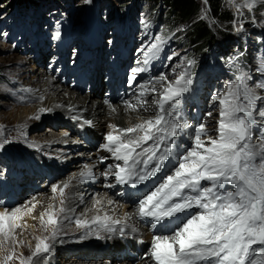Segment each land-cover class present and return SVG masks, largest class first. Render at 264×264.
I'll return each instance as SVG.
<instances>
[{
    "label": "snow or ice",
    "instance_id": "6c2138e0",
    "mask_svg": "<svg viewBox=\"0 0 264 264\" xmlns=\"http://www.w3.org/2000/svg\"><path fill=\"white\" fill-rule=\"evenodd\" d=\"M227 2L236 9L238 16L243 14L241 9L252 11L256 4V0ZM84 3L91 4L92 0H84ZM242 29L243 24H240L236 31ZM60 37L61 32L57 30L52 39L59 40ZM166 42L167 38L158 34L151 43L138 50L143 59L137 61L140 66L130 70V85L139 73L149 70L151 61L160 57ZM175 55H169L168 60ZM194 64V60H182L172 69L175 79L161 73L147 84L137 86V104L143 107L147 104L145 95L154 94L157 97L154 100L156 113L152 118L127 128L118 129L115 125H109L111 131L104 136V143L100 147L110 153L116 163L109 165L100 175L105 181L114 178V183L105 184L106 188L119 185L138 190L139 186L157 177L171 160H178L161 182L137 200L136 216L142 221H149L152 229L169 233L152 237L147 255L155 264H264V134L257 143L252 142L253 129L257 125L253 114L257 102L264 101V97L247 86L246 79L250 77L240 71L223 93L211 96L212 105L215 107L218 104L216 135H210L207 124L201 122L195 126L191 146L185 148L182 154H176L181 147L178 140L190 127L182 119L180 105L185 94L191 90V68ZM258 70L264 71V63ZM257 86L264 88V84ZM126 103L128 108L136 110V105ZM50 111L40 109V113ZM205 115L212 117L213 112ZM258 116L264 119V110H259ZM34 118L40 117L37 115ZM84 123L91 125L92 122ZM17 138L25 139L24 133L21 132ZM8 143L9 139H0V148ZM28 146L36 147L33 144ZM105 159L107 157H102L100 162L103 163ZM79 177L81 182L97 178L92 166L87 164ZM203 182H208V186H204ZM51 187L52 192L58 193L62 199L61 207L56 209L49 205L40 214L41 226L49 231V235L37 238L31 256L18 257L13 248L0 264H9L14 259H19V264H34L33 258H46V254L50 253L49 241L56 239L61 223L60 214L66 212L63 197L69 182ZM35 201L33 197L32 201L11 211H0V247L10 239L13 245L18 243L13 239L14 231L25 226L21 221L24 216L33 213ZM101 203V199H94L93 207ZM107 203L111 205L113 201L108 200ZM191 209L198 211L191 214ZM182 214H185L184 218L180 219ZM174 220H179V223L171 227ZM75 224L78 228H87L90 224L98 226L99 230H91L87 234L91 235L94 231L100 239V230L115 233L117 229L113 225L122 224V221L113 220L105 214L97 215L91 221L77 218ZM137 231V228H131L132 233ZM118 232L121 236L127 234L123 226Z\"/></svg>",
    "mask_w": 264,
    "mask_h": 264
},
{
    "label": "rangeland",
    "instance_id": "374dc122",
    "mask_svg": "<svg viewBox=\"0 0 264 264\" xmlns=\"http://www.w3.org/2000/svg\"><path fill=\"white\" fill-rule=\"evenodd\" d=\"M197 1L204 7L199 12V17L200 19L201 16L205 17L201 20L212 31L214 37L212 46L207 47L203 51L187 44L178 30L165 31L161 27L162 17H160L163 8L157 7L155 14H147V9L142 8L141 0H126L123 5H120L118 0H92L91 4H85L84 0H0V132H2L0 139L10 140V143L0 148V194H5L3 197H0V200H3L7 195H11V198H13L11 206L0 207V211H4L5 209L11 211L19 205H25V202H30L35 196L36 199L39 198L32 215L28 216L29 225L25 224V218L21 221L23 225L32 228L24 226L15 229L13 239L18 243L13 245L12 239H10L6 245L0 247V262L3 261L4 256L9 251H12L13 248L18 257L23 252L28 253L23 258L31 256L37 243V238L49 235V231L41 226L39 220L40 214L37 215V210L42 209L45 212L49 205H52L56 209L59 208L62 198L58 193L54 194L50 186L54 183L62 186V181H70L73 179L70 173L79 170V168H84V165L88 164L92 159L96 165L100 163L98 168H95V165L92 164L94 172L102 173L109 165L114 164L112 160L101 163L97 159L98 150L103 142L101 141L102 139L98 141L83 140L80 135L83 133V129L77 123L68 122L65 117L62 119L58 118L55 123L43 116L37 121L30 117L22 119L19 117L17 111L21 106L14 105L8 100V97L13 98L11 90L13 86L11 87V85L17 82L15 77L18 80H22V82L25 81L27 84H32L38 70L44 71V75L53 79L55 84L61 85L58 77H53L45 71V64H47L48 58L49 61L52 59V57H49V54L59 50L57 43L60 42L62 46L67 47L71 42L63 50L64 55L71 54L74 49L77 52L78 47L80 50V48L86 45L91 46L95 44V51L98 52L102 63L106 64L108 55L105 56L104 54L106 49L110 51L108 48L109 41H112L114 44L125 38L131 40L134 44L131 54L133 55L137 53L138 49H142L151 43L156 35H163L167 38V42L162 50L165 51V65L155 77L164 73L169 79H175V75L172 72L173 68L180 64L182 60L190 59L195 61V64L191 68L193 84L191 90L183 98L186 102L183 99L182 101L187 105V110L190 114H193L194 109H199L198 122L206 123L207 128L209 127L208 132L213 137L216 135L214 129L219 116L218 104L215 107L212 105L211 96L223 93L226 90L227 84L234 81L235 76L240 71H243L247 77H250V79H246L247 86L257 95L264 97V88L257 86L264 84V71L258 70L261 63H264V0H256L252 11L246 8L241 9L243 14L239 16L236 9L229 6L227 0H219L225 13L232 16L231 24L224 26H218V24L210 19L205 6V0ZM6 2H8V5L3 8L2 4ZM237 2H241V0H237ZM240 24H243V29L237 32L236 28ZM57 30L61 32V37L59 40H53L52 37ZM126 42L128 43V41ZM173 53H176V55L172 60H168V56ZM25 55L28 56V59L23 58ZM110 56H113V54ZM69 57L67 61L71 63L72 59ZM16 60L19 61L15 62ZM32 67L35 69L31 71ZM22 76L26 78L21 79ZM100 81H102V78H100ZM102 83L103 87H105V83ZM156 87L159 88V85H156ZM63 88L75 91L80 96L88 95V93H79L76 88H68L67 85L63 86ZM103 91L105 92L106 89H102L97 96H94V91H92L89 95L91 98L88 97L89 100L100 99ZM14 94L16 96L19 95L18 91ZM156 98L154 94L150 95V93L144 98L147 102L151 100L152 110L149 111L150 114L156 113V105L154 104ZM100 101L102 102V99ZM188 101L192 102L189 103ZM127 102L135 105L133 101L129 100ZM197 103L200 104L199 107ZM117 105L127 107V103ZM146 105L139 107V111H144ZM259 110H264V101L257 102V109L254 111V115L257 117H259ZM209 111L213 112L212 117L205 115ZM26 113L31 112L28 110ZM212 118L213 120L209 124L208 121ZM22 120H26V122L21 124ZM185 121L187 122L186 118ZM261 121L264 122L263 119ZM190 127L194 131V128ZM260 127L262 126L256 125L253 129L252 142L254 144L264 134V126ZM96 128L102 130V128L100 129L97 126ZM64 130L68 131V135L66 136L68 138L66 140L72 144L68 147H52L59 153L56 155L49 151V148L46 149L45 144L52 137L57 138L56 141L61 142L62 131ZM21 132L24 133L25 139L17 138ZM100 133L104 134L105 132ZM187 135L189 134H185L184 137L186 138ZM192 136L187 138L188 141L186 143L188 145H184L185 148L191 146ZM73 141H76V143H73ZM28 144L36 145V147H29ZM47 151H49L48 155L46 154ZM54 156H72L73 158H71L70 162L67 161L68 165L65 169V163H59V160ZM43 163H46V168L38 169L42 172L28 169L29 166L33 168L44 167ZM77 163L79 168L73 169L72 166H77ZM109 182L114 183V178L110 177ZM45 184H50V186H44ZM203 184L204 186H208V182H204ZM71 186L73 187L70 184L65 189V194L68 190L72 189ZM226 188H231V186H226ZM103 192L108 195H120L119 188L117 191L112 190V192H109L105 184H101L100 186L97 184L92 185L91 191H89L91 194L86 198L89 204L79 207L78 212H76L78 213V218L84 217L83 213H85L87 205L93 204L94 199H99ZM118 199L120 200V198ZM120 202L122 201L120 200ZM131 205L134 207V212L136 213L137 203ZM67 210L68 208H66V212ZM66 212L64 213L66 214ZM63 215L61 214L60 217H63ZM33 217H36V219H33ZM75 220L70 223L65 220L63 223V226H70L72 228L70 231H64L68 235L78 229L74 228ZM133 220L136 224L137 218ZM145 229L147 228L145 227ZM49 243L52 246L54 241L50 240ZM95 243L96 247L103 246L100 242H92V244ZM146 245L147 243H145L144 247ZM121 247L123 249L125 245L121 244ZM96 250L102 253H109V251H112V248L106 247L103 251L100 249ZM87 254L86 250L81 249L77 255H65L64 252L61 253L57 249L55 258L51 260V264H67L70 260L73 264L77 261V263L82 262V264L132 263L128 261L129 259L125 253H120L117 256L118 258L115 257L116 260L113 255H110L112 258L102 256L101 254H97L94 257H85ZM140 256H137V258L135 256L133 262L136 264L140 261H142V264L143 262H151L149 256L146 255L145 259L140 258ZM46 258L48 259L47 256ZM111 259L114 260L112 263L109 261ZM18 262L19 259H14L9 264H18Z\"/></svg>",
    "mask_w": 264,
    "mask_h": 264
},
{
    "label": "bare ground",
    "instance_id": "6f19581e",
    "mask_svg": "<svg viewBox=\"0 0 264 264\" xmlns=\"http://www.w3.org/2000/svg\"><path fill=\"white\" fill-rule=\"evenodd\" d=\"M23 58L28 59V56L25 55V57H23ZM19 59H22V58H19ZM18 61L19 60H16L15 62H18ZM26 62H28V61H26ZM33 69H35V68L32 67L31 71ZM36 72H37V76L34 77L32 84H27V82H25V81L22 82V80H18L15 77L17 82H14L11 85V87L13 86V89H11L13 92V98L8 97V100L11 101L14 105L21 106L20 108H18L17 111H18L19 117L22 119H26L27 117H30L31 119H34L37 121L38 119H35L34 117L39 115L40 118L42 116L47 117L48 119L54 121V123H55L58 120V118L62 119L65 117V119L68 122L77 123V125L82 127V129H83L82 135H85L86 140H95V141L97 140L98 141V140L102 139L101 140V141H103L101 143V145H102L104 143V136L109 131H111L109 125H115L118 129H123V128L130 127L136 123H139L141 120L152 118L155 115L153 113L150 114V112H149L152 110V105L150 104L151 100L147 102V105L145 106L144 111H139L140 106L137 105V99H136L137 95H134L131 98L132 100H130V101H133L134 104L136 105V110H132V109L125 107V106H122V105H117V104L111 105L108 103H104L103 101L101 102L100 99L90 101L88 98L90 96H88V95H86V96L81 95L80 96L75 91H72L70 89L68 90L66 88H63V86H61V85L55 84L53 79L44 75V71L38 70ZM22 78L24 79L26 77L22 76L21 79ZM102 82H104V81L100 82L101 87L103 89H106L105 87H103ZM17 91L19 93L18 96H16L14 94ZM137 93L138 92L136 91L135 94H137ZM97 95H98V92H94V96H97ZM150 95H151V93H150ZM261 102H263V101H261ZM42 108L43 109H51L52 111L40 113V109H42ZM28 110H30L31 113H26V111H28ZM253 116L257 120V125H260L263 127L264 122L261 121L262 119L260 120V118L255 116L254 114H253ZM73 117H76V119H73ZM212 120H213V118L210 119L208 121V123L210 124L212 122ZM84 121H91L92 123H91V125H88V124H85ZM24 122H26V120H22V122H20V123L23 124ZM96 126L99 127L100 129L102 128V130H98L96 128ZM262 127H260V128H262ZM189 128H191V127H189ZM62 132H63V135H62L61 142L56 141L57 138L52 137V138H50L49 141H46L47 143L45 144L46 149L49 148L48 150L55 153L56 155H58L59 153L57 151H55L54 148H52V147H54V146L68 147L70 144H72V143H68V140H66L68 137H66L64 135L65 133L68 134V131L64 130ZM100 132H105V133L102 134ZM187 132H189V134L191 133V136L194 135V131H192V129H190ZM70 134H72V133H70ZM184 139H185V137L178 140V142L183 143V145H187V143L185 144ZM74 146H76V144H74ZM177 150H179V149H177ZM49 151H47V153H46L47 155L49 154ZM54 157L59 160L58 161L59 163H65V167H64L65 169L68 165L67 161L70 162L71 158H73L72 156H68V157L67 156H58V157L54 156ZM102 157H107V159H105L104 162H106L107 160H112L114 163L116 162L111 158L110 153L103 151L100 147L98 150L97 159L100 161ZM43 164H44V167H34L33 168V167H30L29 165H27V166H29V168H28L29 170L33 169V170H35V172H42V171H39L38 169L46 168V163H43ZM92 164L95 165L94 166L95 168L96 167L98 168V165L100 163H98L96 165L95 161H93V159H92V161H89V163L87 165L92 166ZM24 165H26V164H24ZM72 168L73 169L79 168L78 163H77V166L74 165V166H72ZM172 168H173V166L169 169V172L172 170ZM92 169H93V167H92ZM82 170H83V168L82 169L79 168V170H76L75 172L70 173V176L75 177V178L68 181L69 185L71 184V185H73V187L71 186L72 189L68 190V192L64 196L63 207L65 209L68 208V210H67L66 214L61 213L64 215H63V217H60L61 223L59 225L58 235H57L56 239L54 240V244L51 246V251H50V253L46 254L48 259L47 258H39V257L33 258L34 264H51V260L55 258V252L57 251V249H59L61 253L64 252L65 255H67V254L77 255L79 250L84 249L88 252V254L85 257H94L97 254H101L102 256H108L109 258H112V257H110V255L111 256L113 255L114 258L115 257L118 258L117 256H119L120 253L121 254L125 253L127 255V258L129 259L128 261L132 262L133 264H136L133 261L135 260V256L137 255V253H138V256L141 255V253H143V255L144 254L147 255L149 253V250L151 247V241H152V237H153L152 235H154V234H150L148 232V227H147V229H145V226H144L142 220H140L137 216H134V214H135L134 207L131 204H129V203L123 204L122 202H120L121 199L120 200L118 199V198H120L119 195L118 196L108 195L105 192H103L99 198L102 200V203L100 205H97L95 208L93 207V204L87 205V207L85 208V213H83L84 217L79 218L81 220L91 221V219L97 215L104 216L106 214L109 217H111L113 220H121L122 224L113 225V227L117 229V231L115 233H107L103 230H100V235L102 238L98 239L96 237V235L94 234V231H93V234H91V235L87 234L91 230H99L98 226L91 225V224L87 228H78L75 224L74 228H78V229L70 235H68L67 233L64 232L67 230H69V231L72 230V228L70 226H63L64 221L66 220L68 223H70L73 220H75L76 218H78L79 216H78V213H76V212H78L79 207H81L84 204H89V203H87L86 198H88V196L91 194V193H89V191H91V186L95 185V184L100 186L101 184L103 185V184H106L109 182V180L105 181L104 177L101 176L99 172H94V171L93 172L97 177L95 180H86V181L81 182L80 177H79V173ZM169 172H168V174H169ZM68 178H70V177L68 176ZM62 182H63L62 183V185H63L65 182L64 181H62ZM50 184H45L44 186H50ZM117 186L118 185L114 186L113 188H108L109 192H112V190H115L117 188ZM92 189H94V188H92ZM31 197H33V196H31ZM38 199H36L35 202H38ZM96 199H98V198H96ZM108 200H112L113 203L111 205H109L107 203ZM31 201H32V199H31ZM59 207H61V205ZM196 210H198V209H191L190 211L195 212ZM37 212H38L37 213V215H38V214H41L43 211L41 209L39 211L37 210ZM31 215H28V216H31ZM28 216H24V218L26 219V221H25L26 225H29ZM65 217H68L69 219H65ZM128 217H131V219H128ZM135 218H137L136 224L133 220ZM146 222H148V221L145 220V223ZM121 226L125 227L126 233H127L126 235L121 236L119 234L118 229ZM26 227L32 228L30 226H26ZM132 227L137 228L138 231L136 233H132L131 232ZM155 235H157V234H155ZM82 236H84L85 238L81 239ZM17 240H19V239H17ZM93 241L100 242L103 244V246L96 247V243L92 244ZM145 243H147V245L144 247ZM121 244L125 245V248L122 249ZM106 247L112 248V251H109V253H106V252L102 253V252L96 250V249H100L101 251H103V250H105ZM106 251H107V249H106ZM27 254H28L27 252H23V254L21 253V256L20 255L19 256L21 258H23ZM116 258H115V260H116ZM68 260H70V259H68ZM109 261L112 263L114 260L111 259ZM150 261H151L150 263L149 262H143V264H155L154 261H152V260H150ZM77 262L75 264H82V262H79V263H77ZM101 263H103V261H101ZM18 264H19V262H18ZM67 264H73V263L70 260V261H68ZM123 264H128V263H123ZM137 264H142V261H140Z\"/></svg>",
    "mask_w": 264,
    "mask_h": 264
},
{
    "label": "trees",
    "instance_id": "16d2710c",
    "mask_svg": "<svg viewBox=\"0 0 264 264\" xmlns=\"http://www.w3.org/2000/svg\"><path fill=\"white\" fill-rule=\"evenodd\" d=\"M120 5L126 0H118ZM129 1V0H128ZM210 19L218 26L230 25L232 16L226 14L219 0H205ZM147 14H155L156 8H163L161 27L165 31L178 30L183 40L200 51L211 47L214 41L212 31L202 22L199 12L204 8L197 0H141ZM8 2L2 4L3 8Z\"/></svg>",
    "mask_w": 264,
    "mask_h": 264
}]
</instances>
